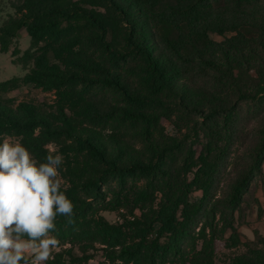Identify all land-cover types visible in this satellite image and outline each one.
Instances as JSON below:
<instances>
[{"label": "rangeland", "instance_id": "obj_1", "mask_svg": "<svg viewBox=\"0 0 264 264\" xmlns=\"http://www.w3.org/2000/svg\"><path fill=\"white\" fill-rule=\"evenodd\" d=\"M27 1L0 0L1 29H14L12 25L21 17L19 12L26 13ZM138 1L144 10L128 5L130 0H117L125 9L133 6V12H138L140 19L146 22L144 34L155 43L159 51L156 55L165 56L181 68L175 84L183 87L185 97L177 93L176 86L173 91L154 84L141 59L125 54L126 21L138 25L139 20L133 12L128 18L119 16L103 0H43V5L55 7L58 4L70 11L69 15L57 19L58 36L45 37L37 45H33L25 28L16 35H0V108L21 116L28 107L41 116L51 117L57 116L63 106L76 131L93 136L109 155H119L125 162L139 160L158 166L150 178L122 183L113 176L105 177L106 167L80 152L74 142L67 141L68 145L63 146L62 140L50 139L44 147L45 153L38 154L25 147L22 135L0 133V143L6 137L20 142L39 163H45L49 154L63 157L58 179L61 180L60 191L73 204V222L57 215L55 231L50 235L55 236L59 244L43 264H122L110 258L113 250L99 243L91 234L89 224L99 218L110 224L140 218L153 228V239L159 229L158 216L177 200L187 205H182L178 211L183 236L179 256L171 264H180L177 262H182L181 258L187 263L201 260L210 264H231L234 259L250 256L252 252L264 253V161L254 169L239 207L232 210L223 202L228 199L230 186L251 163L248 153L258 140L256 132L262 125L264 101L241 103L231 125L225 122L229 111L207 120L190 108L194 105L206 108L205 93L217 98L223 94L227 102L224 107L228 109L235 104L234 90L217 84L214 73L207 71L195 57V46L212 48L214 57L223 58L220 47L232 37H239L225 22L249 20L246 16L253 14L262 20L264 0ZM78 8L104 16L108 25L105 40L118 57L108 53L92 21L82 18ZM187 19L195 23L203 41H193L187 31H181L180 22ZM210 28L220 33H208L209 41H205L203 31ZM259 32V28L251 26L243 34L254 38L252 35ZM186 38L190 42L185 43ZM54 49H62L85 62L102 64L133 96L144 99L145 106L129 104L119 90L102 84L73 83L61 90L65 91L62 97L58 90L24 82L26 76L43 64L44 56L50 60V65H57L61 71L66 69L62 62L53 59ZM238 66L242 71L237 74L238 85L255 92L257 83L251 67L244 63ZM80 74L91 79L101 76ZM9 83L14 89L6 90ZM68 101L74 105L73 112ZM86 106L92 108L88 116L82 113ZM127 111L145 114L149 119L133 120L127 116ZM163 148L165 153L161 156L157 152ZM87 182L97 183L98 188L85 189ZM141 192H146L144 201H140ZM80 211H85V215H78Z\"/></svg>", "mask_w": 264, "mask_h": 264}, {"label": "trees", "instance_id": "obj_2", "mask_svg": "<svg viewBox=\"0 0 264 264\" xmlns=\"http://www.w3.org/2000/svg\"><path fill=\"white\" fill-rule=\"evenodd\" d=\"M103 1L116 11L119 16L128 18L134 13L135 19L139 20L138 25L126 21L127 26L124 30L125 54L134 55L141 59L146 67L147 74L154 84L173 91H176L177 87V93L185 97L182 92L183 87L175 84L178 79L177 77L181 75V68L177 67L170 60H167L165 56L156 55V52L159 53V51L155 43L149 36L144 34L146 22L140 19L141 16H138V12H135V10L133 12V6H128L125 9L117 0ZM43 4V0H28L24 8L26 13L24 10L19 12L21 17L12 25L14 29L0 28V35H16L17 31L25 28L33 39V45L39 44L45 37L51 39L57 37L59 33V22L57 19L58 17L69 15L70 9L58 4L55 7ZM128 5L140 6L144 10L138 0H130V4ZM78 11L81 12L82 18L92 21L99 35H101V44L105 46L108 53L112 57H118L119 54L105 40L108 25L103 19L104 16L101 14L97 15L96 12H90L84 8H78ZM246 17H249V20L244 19L239 21L232 19L230 22H225L226 25H229L230 31H234L239 37H232L220 47L223 58L214 57L212 48L202 47L201 45L195 46V57L207 71L214 73L217 84L233 89L234 95L232 97L236 98L235 104L228 109L224 107L227 102L223 100V94L220 98H217L205 93L207 107L200 108L194 105L190 108H192L191 111H199L207 120H212L229 111L225 116V122L231 125L241 103L264 101V18L261 20L255 14ZM251 26L260 30L259 34L252 35L254 38H249L248 34H243ZM179 27L181 31H187L188 37L193 41L195 39L203 41L200 38L201 34L197 26L191 19L181 21ZM210 32L220 33L212 28L207 32L203 31L205 41H209L208 33ZM188 42L190 41L186 38L185 43ZM2 47L4 50L7 49L3 40ZM53 53V59L62 62L66 67L65 70L61 71L60 68H56L57 65H50V60L44 56L42 59L43 64L38 65L23 81L51 90H58L62 97L65 96V91L62 92L61 90L73 83L82 82L86 85H107L119 90L129 104L145 106L146 101L144 99L142 100V98L133 96L119 80L106 71L102 64L82 61L80 57L70 55L62 49H54ZM242 63L251 67L252 73L255 75V82L257 83L255 92L245 90V88L238 85L239 78L237 74L242 72L238 65H242ZM82 72L101 76L91 79L89 76L80 74ZM14 87L9 83L6 90H12ZM226 97L229 98L227 95ZM69 100H72V98L69 97ZM68 107H71L72 112L75 109L72 102L69 101ZM91 112L92 108L90 106L82 109V113L86 116L90 115ZM127 116L133 120L146 119L147 121L149 119L145 114L140 113L137 115L131 111H127ZM260 119H262V125L256 132L257 143L249 149L248 153L251 163L241 171L236 181L230 186L228 199L223 201L232 210H236L239 207L254 169L264 161V113ZM9 132L22 135L25 147L38 154L45 153L44 147L50 139L62 140L61 145L63 146L68 145L67 141L74 142L80 152L87 153L93 160L106 167L104 171L105 177L113 176L122 183H125L129 179L150 178L158 169L157 164H146L139 160L125 162L119 155H109L106 149L93 136L80 134L76 131L73 122L68 117L63 106L60 107V113L57 116L51 117L41 116L35 109L28 107L24 108V113L21 116L14 115L11 111L0 108V133ZM37 133L39 134L38 138L36 136ZM164 149L157 153L163 156V153H165ZM201 161L203 163L206 162L203 158ZM84 188L87 190L92 188L97 189L98 184L87 182ZM140 197V201H144L146 199V192H141ZM182 205L186 206L187 204L183 200H177L171 207L165 208L160 213L158 216L159 220H157L159 229L153 239L151 238L153 236V228L150 229V226L140 218L132 222L125 219L121 224H110L104 219L99 218L91 222L89 228L92 229L93 233L91 234L97 238L101 245L113 250L110 258H114L122 264H171L181 251L180 243L183 232L179 229L178 211ZM77 214L85 215V211L77 212ZM151 226L153 227L152 224ZM181 261L177 263L210 264L201 260L187 263L185 258H181ZM231 264H264V253L252 252L250 256L234 259Z\"/></svg>", "mask_w": 264, "mask_h": 264}, {"label": "clouds", "instance_id": "obj_3", "mask_svg": "<svg viewBox=\"0 0 264 264\" xmlns=\"http://www.w3.org/2000/svg\"><path fill=\"white\" fill-rule=\"evenodd\" d=\"M60 154L45 163L35 160L20 143H0V264H43L59 244L57 215L72 223L73 204L60 191Z\"/></svg>", "mask_w": 264, "mask_h": 264}]
</instances>
